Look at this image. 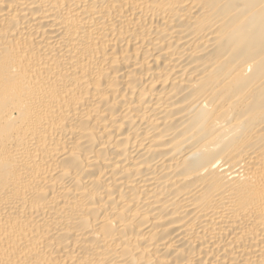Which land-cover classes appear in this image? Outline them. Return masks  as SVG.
Here are the masks:
<instances>
[{
    "label": "bare ground",
    "instance_id": "6f19581e",
    "mask_svg": "<svg viewBox=\"0 0 264 264\" xmlns=\"http://www.w3.org/2000/svg\"><path fill=\"white\" fill-rule=\"evenodd\" d=\"M0 264H264V0H0Z\"/></svg>",
    "mask_w": 264,
    "mask_h": 264
}]
</instances>
